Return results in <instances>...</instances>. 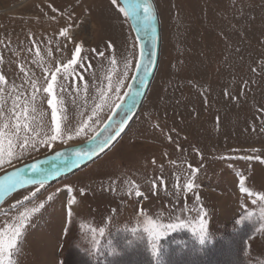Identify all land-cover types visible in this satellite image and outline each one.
<instances>
[{
	"label": "rangeland",
	"instance_id": "1",
	"mask_svg": "<svg viewBox=\"0 0 264 264\" xmlns=\"http://www.w3.org/2000/svg\"><path fill=\"white\" fill-rule=\"evenodd\" d=\"M149 1L159 37L156 69L144 87L143 67L137 71L135 65L143 47L142 64L151 68V21L147 34H138L111 0H0V75L6 80L0 84V179L36 161H63L57 153L90 151L93 137L104 139L111 134L104 132L106 125L120 123L122 103L134 99L133 109L139 107L100 157L72 167L41 166L59 175L39 191L38 185H18L0 193V264H86L79 251L105 263L119 253L114 238L121 233L152 251L143 232L148 220L183 223L155 241L159 248L182 233L198 242L194 232L199 234L201 218L205 244L221 245L202 260L179 255L171 264H240L236 233L246 224L252 232L248 263L264 264V0ZM78 45L73 67L82 79L66 67ZM53 73L57 80L49 95L43 88ZM33 81L40 89L35 102ZM126 85L125 98L116 105ZM52 97L63 142L58 138L51 148L21 152L18 144L25 137L31 143L55 134L47 102ZM85 121V132L68 140ZM27 171L20 178L31 179L32 172L23 176ZM189 178L191 191L185 188ZM241 184L247 191L241 192ZM31 192L36 196L25 201ZM40 203L44 207L32 212ZM26 211L29 216L21 221L19 214ZM122 261L109 264H146L140 250Z\"/></svg>",
	"mask_w": 264,
	"mask_h": 264
},
{
	"label": "snow or ice",
	"instance_id": "2",
	"mask_svg": "<svg viewBox=\"0 0 264 264\" xmlns=\"http://www.w3.org/2000/svg\"><path fill=\"white\" fill-rule=\"evenodd\" d=\"M112 5L116 6L117 11L119 13H121L125 19H130L133 21V23L135 25H137L136 27V31L138 34H140L141 32L147 34V32L150 29V21L154 18L153 17V12H152V6L151 4L148 3V0H111ZM152 31H154V29H152ZM60 34L62 36H67V30L66 29H61ZM108 47L112 48L114 47L111 42H109ZM82 49V45H78L75 49H74V58H72L66 67H70L72 68V73L76 74V75H80L81 79L83 78L82 73H77L76 72V68L73 67L75 65H77V59L75 58L76 55H79ZM95 51V50H94ZM152 53L149 52V55H151ZM100 55H103V53H100ZM145 56V49L142 47L138 53V59L141 61V63H138L137 65H135V68L137 71H139L140 67H143L144 70V77H146L148 75V68L150 66L149 65H143L142 64V60ZM113 63H115V61H113ZM81 66L83 67V62L81 60ZM90 67V65H89ZM125 67L127 68L128 65L126 64ZM21 71H24L23 68H21ZM61 71V67H57L55 69V72H60ZM127 76V73H125V77ZM45 79H47V76L45 77ZM57 80V76L55 75V73H53L51 75V81L50 83H47V86L43 88V91L48 93L49 95L52 94L53 91V83H55ZM144 82V78L141 77V84H143ZM6 83L5 77L4 75H0V84H4ZM120 84H123V80H121L119 82ZM75 84V81H73V85ZM87 83H85L84 87L85 89L87 88ZM33 93H32V101L35 102L36 100V95L35 93L40 91V89L37 87V84L35 81L32 82L31 84ZM59 87H61L62 89L66 90L64 85H59ZM112 85L109 84V88L111 89ZM0 91H2V89H0ZM117 95L119 94L120 89L116 88L114 90ZM137 95L139 93H136ZM227 94V93H226ZM19 99V98H17ZM48 105L51 107L52 112H51V119L52 122L55 123L56 127H55V134H52L50 136H46V138L41 139L39 142L33 140L31 143H29V139L28 137H25L22 141H20V143L18 144V147L21 149V152L23 151H30V150H38L39 147L44 146V147H48L51 148L52 144L59 138L61 139V141L63 142L64 140V136L61 134L60 131V124L58 122L57 119V108H56V99L55 97H52V99H49L48 101ZM135 105V101L134 99L132 100L131 103H122L120 105L121 109L124 110V116L121 119L120 123L118 125H106L104 132H108L109 129H111V134L107 135L104 137V139L99 140L97 142L96 138L93 137L92 138V146L90 151L88 152H82V151H75L72 155H68L67 153H57L58 157H63V163L69 167L72 166H76L80 163V161L82 159H87L90 158L93 154L98 153V152H102L105 150V147L109 144L110 141L115 140L117 137L120 136L121 132L123 131V126L125 124V122L128 120L129 114L132 112V109ZM17 107V104L15 103V101L13 102V114H15V109ZM97 107H99V105H97ZM28 106L25 105L23 111L25 113L28 112ZM33 111H35V107L33 106L32 108ZM4 109H3V105H0V113H3ZM89 119H91V117H89ZM16 127H19V125H17ZM25 128L28 127V125H24ZM87 128V121H85L84 123H81L78 127H76L74 130L70 131L67 134V139L71 140L74 136H79L81 135V133L85 132V129ZM11 143V142H10ZM14 155V153L9 150L8 156V163L11 164L12 163V159L11 157ZM4 160L3 158H0V167L3 166ZM31 172L34 174L33 177L31 179H23L20 178V174L18 172H14L11 174V176H8L5 178V182H6V187H5V183H0V193H2L4 190H12L13 188H16L18 185L19 186H24V185H38L39 187L37 188L36 191H39V188H42L45 186L46 182L53 176V175H59V172H48L46 170H42L38 164L33 163L31 166ZM196 169H192V174L193 177L195 175ZM15 177V179H14ZM160 182L161 184H163V179L160 178ZM155 182H153V188H155ZM185 188L187 191H191L193 188V183H192V179L189 178L185 184ZM176 195L179 196L180 195V191H179V185L176 186ZM241 192H245L247 191V189L244 188L243 184H241V188H240ZM83 193V190H81V194ZM137 196H140L141 193L139 190L136 191L135 193ZM36 196V192H31L29 195H26L24 197L25 201H29L31 200L32 197ZM197 200H199V197H196ZM49 200L52 199L51 196L48 197ZM261 199H264V197H261ZM74 202V201H73ZM44 207L43 203H40L38 206H35L31 209L32 212H36L39 210V208ZM115 211V210H113ZM201 211H203L201 209ZM203 215L206 216L207 213L203 212ZM29 216V212H22L19 214V219L21 221H24L28 218ZM147 224L150 227H144L143 232L150 238L149 239V244L151 245L152 248V254L153 256H157L159 253V245L155 243L156 240L160 239L163 237V235L165 234L166 230H175L177 228L183 227V223H168V224H157L156 221L154 220H148ZM22 227V224H21ZM21 227H16L15 231H14V236H19L21 234ZM157 229H159V231H157ZM138 231V230H136ZM102 232V230H101ZM133 235H135V231L133 232ZM194 235H197V239L199 244L203 245L206 242L207 239V232H206V228L204 225V221L203 218H201L200 220V227H199V234L194 232ZM11 246V245H9ZM159 264V262H158Z\"/></svg>",
	"mask_w": 264,
	"mask_h": 264
},
{
	"label": "trees",
	"instance_id": "3",
	"mask_svg": "<svg viewBox=\"0 0 264 264\" xmlns=\"http://www.w3.org/2000/svg\"><path fill=\"white\" fill-rule=\"evenodd\" d=\"M236 235L238 236L237 238H240L239 243L241 244V248H239L237 256L240 258V264H249L248 256L246 254V242L252 235L249 225L246 224L240 228ZM114 239L115 245H118L120 251L117 253V255L115 254L114 257L108 256L105 260V263L99 262L96 257L93 255H87L84 252L79 251V256L85 261L86 264H109L112 263L113 260L118 262L123 260L122 262H126V260L132 258V256H135V252L140 250L142 251V257L144 261H146V264H158V262L159 264H171L174 261L176 262L179 255L180 259H190L187 261L197 259L202 260L206 258L209 253L211 255L214 249L221 245L220 242L201 245L190 235L182 233L176 234L172 237H169L167 240H164L162 242V246H160L158 255L153 256L152 251L144 242L134 240L128 234H118Z\"/></svg>",
	"mask_w": 264,
	"mask_h": 264
},
{
	"label": "water",
	"instance_id": "4",
	"mask_svg": "<svg viewBox=\"0 0 264 264\" xmlns=\"http://www.w3.org/2000/svg\"><path fill=\"white\" fill-rule=\"evenodd\" d=\"M148 3L150 4V2H149V0H148ZM152 12H153V9H152ZM152 26H153V29H154V31L157 29V27H156V20L153 18L152 19ZM154 45H155V51H154V59H153V63H152V66H151V68H150V70H149V72H148V75H147V77H146V80H145V82H144V86L146 87V85L148 84V82H149V80H150V78H151V76H152V74H153V72H154V69H155V65H156V55H157V36H156V33L154 34ZM137 107L129 114V117H128V120L125 122V124H124V126H123V131L121 132V134H120V136L126 131V129H127V127H128V125H129V123L131 122V120H132V118L134 117V115L136 114V112H137ZM120 136L119 137H117L115 140H113V141H110L109 142V144L105 147V150L104 151H102V152H98V153H95V154H93L90 158H96V157H99V156H101V155H103L112 145H114L115 144V142L120 138ZM83 160V159H82ZM48 162L47 161H45V162H41V163H39L38 165H44V164H47ZM55 163V162H54ZM57 163H63V162H57ZM64 164V163H63ZM15 172H18L19 173V171H15ZM14 173V172H13ZM12 174V173H11ZM11 174H9V175H7V176H5V177H3V178H1L0 179V183H3L4 181H5V178L6 177H8V176H11Z\"/></svg>",
	"mask_w": 264,
	"mask_h": 264
},
{
	"label": "crops",
	"instance_id": "5",
	"mask_svg": "<svg viewBox=\"0 0 264 264\" xmlns=\"http://www.w3.org/2000/svg\"><path fill=\"white\" fill-rule=\"evenodd\" d=\"M128 87H129V85H126L125 86V88L122 90V92L120 93V95H119V97H118V99L116 100V105L118 104V102H120L122 99H124L125 98V95H126V92H127V90H128ZM114 104V105H115ZM114 105L112 106V108H114ZM116 105H115V107H116ZM112 110V109H111ZM114 111V110H113Z\"/></svg>",
	"mask_w": 264,
	"mask_h": 264
},
{
	"label": "bare ground",
	"instance_id": "6",
	"mask_svg": "<svg viewBox=\"0 0 264 264\" xmlns=\"http://www.w3.org/2000/svg\"><path fill=\"white\" fill-rule=\"evenodd\" d=\"M27 2V1H26ZM25 3V2H24ZM69 35L72 36V31H69ZM131 125V124H130Z\"/></svg>",
	"mask_w": 264,
	"mask_h": 264
}]
</instances>
